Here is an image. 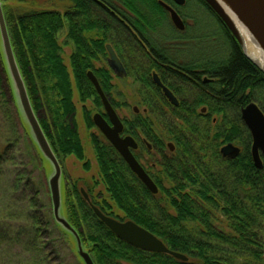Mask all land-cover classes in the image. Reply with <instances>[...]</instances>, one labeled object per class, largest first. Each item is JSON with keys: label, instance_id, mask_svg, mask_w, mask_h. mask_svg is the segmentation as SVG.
Returning <instances> with one entry per match:
<instances>
[{"label": "trees", "instance_id": "16d2710c", "mask_svg": "<svg viewBox=\"0 0 264 264\" xmlns=\"http://www.w3.org/2000/svg\"><path fill=\"white\" fill-rule=\"evenodd\" d=\"M73 1L78 7L71 15L43 10L24 14L15 26L7 24L32 107L38 116L44 106L49 116L48 121L38 119L52 150L59 160L60 157L74 156L83 163V169L89 171L91 164L87 161L74 121V91L77 90L81 103L92 99L102 108L87 73L94 69L93 61L106 52L104 41L87 42L83 33L95 32L99 28L108 35L111 26L107 22L103 26L98 24L91 8L85 7L81 0ZM199 1L208 8L202 0ZM127 7L132 10L130 4ZM151 9L161 10L159 6ZM125 19L132 25L131 17ZM138 19L146 23L148 17L138 15ZM68 22L69 35L75 45L71 71L61 57L62 47L57 40V35L65 31ZM128 40L132 47V40ZM119 51L122 52L121 47ZM1 52L0 47L2 55ZM217 66L219 96L211 103L216 112L205 116L196 112H176L170 114L172 118L169 119L168 115L156 111L150 118L139 116L131 121L125 120L130 134L132 122L144 126L151 121V126L155 127L157 124L167 125V119L170 123L176 119L180 121V129L167 125L178 144L173 155L167 156L162 135L160 138L154 131L147 133L157 156L156 161L151 162L156 166L149 165L148 172L160 189L159 195H152L146 189L100 134L92 136L99 177L110 202L125 220H132L150 231L169 249L186 255L189 261L182 262L165 254L143 253L119 241L97 218L75 186L70 191L67 189L65 194L68 221L78 231L87 249L86 240L89 241L95 264H264V169L258 170L253 163L251 143L247 139L249 131L241 120V110L252 101H256L264 112V96L258 97L260 88L264 94V73L238 47L232 50L226 63ZM153 68L156 66L149 68L139 62L131 69L128 67L127 71L129 76L149 85L150 69ZM94 72L106 94L110 95L113 87L111 70L100 68ZM1 85L0 77V92ZM41 94L43 99L39 98ZM228 105L240 113V121L229 119ZM11 110L15 113V106ZM16 116L18 120L14 122L11 118V122L35 147L25 124L17 113ZM84 118L88 128H95L91 113L85 111ZM235 142H240L244 149L234 159L223 158L222 146ZM13 146L9 143L4 154ZM92 203L106 215L116 218L108 200L94 198ZM4 207L3 213H8L10 221L18 216L12 213L11 205ZM37 214L33 210L23 215L25 218L31 216L26 231L29 242L25 249L19 247L21 235L25 234L22 229L20 232L14 230L11 223L0 217V264H12L10 252L18 247L19 256H23L19 259L22 264H47L42 221Z\"/></svg>", "mask_w": 264, "mask_h": 264}, {"label": "rangeland", "instance_id": "374dc122", "mask_svg": "<svg viewBox=\"0 0 264 264\" xmlns=\"http://www.w3.org/2000/svg\"><path fill=\"white\" fill-rule=\"evenodd\" d=\"M0 2L2 3L6 23L9 24V27L13 25L15 26L18 19L29 12L35 13L38 11L49 10L58 11L59 13L64 14L67 11H71L72 9L70 7V3L67 0H0ZM181 11H183L191 19L189 20V24L193 32L189 31L185 35L180 36L173 30L169 22H165L162 25L164 35H166L170 39L175 40L183 37L190 38V40L193 39L197 46H201L203 41H208L214 44L216 43L221 46L217 58L226 60L230 57V45L226 43V40L223 36H219L221 35L220 32L223 35L225 34L221 31L219 23L208 13L207 9L202 3L200 4L198 1L195 2L194 0H188V3L181 9ZM64 30L66 31V29ZM118 30L123 33L122 28ZM8 32L13 48L9 28ZM91 35L93 37L95 36V34ZM213 35L218 36V39L216 41H214ZM118 36L119 40H121V43L125 47H123L124 49L122 48L123 54L121 56V59H124L125 66L127 68L130 67V69L137 66V63L139 64V62H134V64H132V61L127 60L126 52L129 53L130 50L129 40L122 34ZM57 40L59 41V44H67V46H64L62 48L61 57L71 71V57L75 51V47L70 44L72 39L68 38V34H65V32L62 31L57 35ZM204 46H206V43H204ZM190 51H194L193 47L192 49H190ZM107 57L108 56L103 57L102 59L100 57L98 60L93 61L94 69L90 71L95 73L94 71L96 69H110L107 62ZM185 57L197 58L198 54H186ZM0 77L2 81V91L0 92V173L2 174V178L0 180L1 220H5L11 223L14 230H18L20 232V229H22V232L27 235L28 233L26 231L28 230L27 228L29 227V223H31L29 222L31 216L27 215L28 218H25L23 215L35 210L36 213H39L37 214V216L42 221L44 234L43 248L46 247L47 251V256H45L46 263L85 264L77 250V245L72 235H70L68 232H65L62 226L55 220L49 187V178L50 176H52L51 173L53 171L51 165L41 155L37 145L35 144L36 146L34 147L33 144H31V142L27 139V137H25L23 132L21 133L15 126L14 122L18 120L16 113L19 115L21 120L22 117L16 105L17 98L15 99L16 94L14 82H10L8 74L5 72V63L3 60V55L1 54ZM111 89L112 90L109 96L111 100L118 103L119 106H116V109L120 118L122 120L125 119L131 121L132 108L134 106L132 77L128 76L126 79H124L118 78L114 75L113 87ZM258 96L263 98V90ZM39 98L43 99L42 94L39 96ZM74 103L76 107L74 121L76 123L77 131L84 146L87 161L91 164V169L89 171L84 170L83 163L78 161L74 156L60 157V160L57 158L62 173V177L60 180L61 186L64 190L62 198L64 197L65 199L67 189L70 191L73 187L76 186L77 188H79V190H84L87 196L91 199V202L92 200H94V198L108 200V202L113 206V212L116 218L120 219L121 222L127 221L125 220L124 215L116 209L112 202H110V199L108 198L106 193V189L99 177V169L92 145V136L99 135L98 130L95 128H88L87 124L85 123V111L91 113V117L93 118L95 113L102 112L103 109L95 105L92 99L88 100L87 103H81L76 89L74 91ZM14 106L15 113H13L11 110V107ZM14 116L16 119L14 118ZM228 117L232 121H240V113L236 110L229 111ZM11 118L14 119V122H11ZM38 118L43 121H48L49 116L44 106H42V109L39 111ZM247 139L250 140L252 147L253 139L250 132L249 135L247 134ZM9 143H12V145L14 146L13 148H10V150L6 154H4L5 150L9 147ZM233 145L237 147L240 152L244 149V146L241 145L240 142H235L233 143ZM224 146L225 145H223L222 148ZM141 162L147 167L146 159L143 158ZM164 187L167 188V184L165 182ZM159 193L157 195H159ZM33 202L34 209H32ZM74 204L76 206V200H74ZM9 205H11L13 208L12 213L18 215L13 218L14 220L11 221L7 216L8 213L5 212V215L2 209H5L4 206L8 208ZM63 205L64 207L61 206L60 217L63 216L68 220L65 202ZM55 224L58 226V228ZM82 231L84 232L83 229ZM76 233H78L77 230ZM25 234L21 235L23 236V238L21 239V244L19 247L22 249H25L29 242V240L27 239L29 238V236L27 235V237ZM86 241L88 242V249L84 246L83 242L82 245L84 249L90 253V243L88 240ZM19 247L15 248L13 252H10V256L13 259V261L11 262L12 264H22L21 262H19V259L23 257L22 255L19 256Z\"/></svg>", "mask_w": 264, "mask_h": 264}, {"label": "flooded vegetation", "instance_id": "af4514ba", "mask_svg": "<svg viewBox=\"0 0 264 264\" xmlns=\"http://www.w3.org/2000/svg\"><path fill=\"white\" fill-rule=\"evenodd\" d=\"M67 1L70 3V7L72 9L71 11L64 13L66 16L68 14L71 15L74 8L78 7L73 0ZM194 1H198L201 4L199 0ZM81 3H83L85 7L92 9V16L97 18L98 24L103 26V23L107 22L111 26L109 34L107 33L108 35H105L104 32L98 28L95 30V32L85 31L83 36H87L88 33H93L95 36L88 37V39H86L87 42L101 40L103 43L104 41L106 52L100 57L102 59L103 57L108 56L107 62L109 61L107 46H112L126 70V74L123 77H119L110 68L111 73L113 74L112 77L115 75L118 78L126 79L129 76L127 68L124 64V59H121L123 53L119 51V47H121V49L124 47L118 36L121 34L127 39L132 40V47H130L132 48V51L129 50V53L126 52L127 60L132 61V64H134V62H142L149 68L156 66V68L150 69L149 78H151L149 80V85L145 84L143 80H139L132 76L134 102V106L132 108V118L136 119L139 116H146L150 118L156 111L168 115L169 119L172 118L170 114H175L176 112H196L205 116L217 111L215 107L211 106V103L216 102V98L219 96V92H217L220 86L219 79L217 78L219 71L216 69L218 68L217 65L221 64L222 62L226 63L230 57L226 60L217 58L221 46L216 43L214 44L208 41H203L201 46H197L193 39L190 40V38L183 37L175 40L170 39L163 34L162 25L165 22H169L173 30L180 36L185 35L189 31L193 32L189 24V20L191 19L183 11H181V9L188 3V0H185L184 5H178L175 0H81ZM129 4L132 6V10L127 7ZM163 5L171 7L178 14L184 23L183 30L178 29L174 25L170 12ZM155 6H159L161 10L158 12L153 11L151 8ZM206 9L208 13L219 23L221 31L225 34L223 35L220 32L221 35L219 36H223L225 38L226 43L230 45V52L232 54V50L237 47L231 37V33L212 10L208 8ZM159 13L162 14L161 17L158 16ZM138 15L147 16V22H140ZM126 17L132 18V25L125 19ZM120 28L123 29V33H120L118 30ZM66 30L67 31H64L65 34H68V38H71L69 35L71 32L69 22L67 23ZM213 36L214 41H216L218 36ZM20 43L22 45L23 41ZM204 43H206V46H204ZM70 44L75 47L73 41H71ZM60 45L62 48L67 46V44ZM192 47L194 50L193 52L190 51ZM193 53L198 54V57H185L186 54ZM155 77L158 78L163 87L167 88L174 95L179 103L178 105H174L167 97L163 87L156 82ZM261 91L262 90L260 88L258 95L261 94ZM248 93L249 92H246L247 95ZM106 96L113 107L119 106L118 103L111 100L109 95L106 94ZM142 98H145L146 101H143ZM249 104L251 103H248L246 107ZM102 109L103 111L101 113L105 115L103 105ZM135 109H138V111ZM227 109L231 111L233 108L231 105H228ZM213 120L215 121V119ZM165 121L167 125L172 124L174 127H176V129H180V121L178 119H176L174 122L171 121V123L168 119ZM122 122L124 125V130L121 137L125 138L129 136L135 141L137 144V149H132V153L150 177L151 175L148 172V168L149 165L150 167L156 166L154 163H151V161L155 162L156 160L154 159L157 156L155 155L156 149L154 148V143L147 136V133L149 134L151 131H154L156 136H163L160 138L164 143V150L167 156L176 153L178 144L174 139L173 134L169 132V126L165 124H157L155 127H152L151 121H148V123H146L144 126H142V124L140 126V124H133L132 122V134H130L127 131L128 129L125 119L122 120ZM100 134L105 139V141H107L101 132ZM170 144L174 148L173 151L169 146ZM143 158L146 159L147 167L141 162Z\"/></svg>", "mask_w": 264, "mask_h": 264}, {"label": "water", "instance_id": "95a60500", "mask_svg": "<svg viewBox=\"0 0 264 264\" xmlns=\"http://www.w3.org/2000/svg\"><path fill=\"white\" fill-rule=\"evenodd\" d=\"M209 8L219 17L223 24L227 27L230 33L239 42L243 54L251 61L261 72L264 73V69L257 64L244 50L242 42L240 41L231 16L227 13L222 5L216 0H202ZM236 4L239 15L252 30V32L258 37L259 43L264 50V0H233ZM178 5H184L185 0H175ZM171 14V19L174 25L180 29H184V23L178 16V14L169 6L163 5ZM0 47L5 63L6 73L8 74L10 82H14L15 94H16V105L19 109L23 123L25 124L30 136L37 145L41 155L48 161L52 167V173L49 178V187L53 203L54 217L55 220L62 226L65 232H68L74 238L77 245V250L83 259L85 264H95L90 253L86 251L82 245L80 236L76 233V230L71 226L67 218L61 216V206L64 207L65 199L62 198L64 193L63 187L61 186L60 180L62 173L60 170V164L58 159L52 150V147L45 136V133L40 125L38 116L36 115L28 92L23 80L16 55L12 48L7 23L3 11L2 3L0 2ZM109 53L108 64L110 68L119 77H123L126 74L124 65L116 55L112 46H107ZM88 79L94 86L102 105L104 107V114L96 113L93 116V123L107 139V141L115 148L120 154L123 160L127 163L131 171L137 176V178L144 184L147 190L153 195L159 193V188L152 180V178L146 173L144 168L136 160L132 153V149H137V144L132 137L122 138L121 135L124 130V125L121 118L115 112L112 104L108 100L105 92L103 91L98 78L93 72H88ZM156 82L162 86L157 77ZM163 87V86H162ZM167 97L172 101L174 105H178L177 99L174 95L165 87H163ZM138 111V109H135ZM242 121L251 133L253 144H252V158L254 165L257 169L262 170L264 167V113L255 104H249L242 110ZM171 150L174 148L170 144ZM221 153L224 158H235L239 155L240 151L233 144H228L221 149ZM82 193L86 201L90 204L95 215L99 218L103 224L110 229L121 241L134 247L135 249H141L146 252L166 254L174 257L175 259L188 262L189 258L179 252L170 250L164 242L157 236L147 231L145 228L137 225L133 221L119 222L109 216H106L98 207H95L87 194L82 190ZM62 207V210H63Z\"/></svg>", "mask_w": 264, "mask_h": 264}, {"label": "bare ground", "instance_id": "6f19581e", "mask_svg": "<svg viewBox=\"0 0 264 264\" xmlns=\"http://www.w3.org/2000/svg\"><path fill=\"white\" fill-rule=\"evenodd\" d=\"M220 5H222V7L224 8V10L230 14L231 16V20L233 21L236 33L240 39V41L242 42L243 48L245 50V52L252 58L254 59V61L257 62L258 65H260L263 69H264V50L262 48V46L260 45V41L258 39V37L252 32V30L248 27L247 24H245V22L243 21V19L241 18V16L239 15V11L238 8L236 6V4L234 3L233 0H216ZM67 31V30H66ZM84 34V33H83ZM88 37H93L90 33L87 34V36H83L84 39H88ZM233 41L235 42V44L237 45V47L239 48V50L243 53V50L239 44V42L236 40V38L231 35ZM255 103L254 101L251 102ZM115 112L117 113V109L116 107H113ZM117 115L119 116V114L117 113ZM120 117V116H119ZM129 167V166H128ZM130 169V168H129ZM131 171V169H130ZM132 172V171H131ZM133 173V172H132ZM134 174V173H133ZM135 175V174H134ZM81 194L83 196L82 190ZM152 194V193H151ZM153 195V194H152ZM108 196V195H107ZM84 200L86 201L85 197L83 196ZM87 202V201H86ZM117 209V208H116ZM118 210V209H117ZM99 219V218H98ZM113 219L117 220V221H121L118 218H114ZM103 223V222H102ZM110 230V229H109ZM111 231V230H110ZM112 232V231H111ZM113 233V232H112ZM114 234V233H113ZM115 235V234H114ZM115 237L121 241L116 235ZM123 242V241H121ZM138 251H141L143 253H152V252H146L144 250L141 249H136ZM171 250V249H170ZM176 252V251H174ZM152 254H160V253H152ZM166 255V254H165Z\"/></svg>", "mask_w": 264, "mask_h": 264}]
</instances>
